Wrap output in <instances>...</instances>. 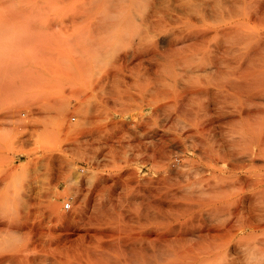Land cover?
Here are the masks:
<instances>
[{
    "label": "bare ground",
    "instance_id": "6f19581e",
    "mask_svg": "<svg viewBox=\"0 0 264 264\" xmlns=\"http://www.w3.org/2000/svg\"><path fill=\"white\" fill-rule=\"evenodd\" d=\"M172 1L86 0L82 10L132 33L117 68L163 76L168 88L159 87L158 102L150 96L152 114L191 118L194 131L206 117L207 125L227 120L237 129L210 148L183 144L192 129L159 148L116 146L118 156H146L150 177L133 178L134 167L128 181L120 173L99 179L61 241L33 242L0 264H264V0ZM202 97L226 105L210 108Z\"/></svg>",
    "mask_w": 264,
    "mask_h": 264
},
{
    "label": "rangeland",
    "instance_id": "374dc122",
    "mask_svg": "<svg viewBox=\"0 0 264 264\" xmlns=\"http://www.w3.org/2000/svg\"><path fill=\"white\" fill-rule=\"evenodd\" d=\"M84 1L0 0V256L61 241L99 179L120 173L128 181L125 174L134 167L133 178L146 177V156L112 150L159 148L168 136L192 129L191 118L151 113L157 91L168 88L163 76L144 75L132 64L117 68L132 33L87 20ZM221 101L202 97L198 103L225 106ZM202 120L204 133L192 129L186 147H215L216 138L237 129L227 120Z\"/></svg>",
    "mask_w": 264,
    "mask_h": 264
}]
</instances>
